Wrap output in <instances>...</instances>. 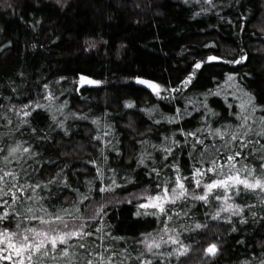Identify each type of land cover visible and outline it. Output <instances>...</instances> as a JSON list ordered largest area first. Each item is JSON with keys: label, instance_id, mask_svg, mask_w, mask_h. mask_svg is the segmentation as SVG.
<instances>
[{"label": "trees", "instance_id": "trees-1", "mask_svg": "<svg viewBox=\"0 0 264 264\" xmlns=\"http://www.w3.org/2000/svg\"><path fill=\"white\" fill-rule=\"evenodd\" d=\"M242 54L247 55L246 60L226 62ZM210 55L223 59L208 61ZM199 61L205 63L195 69ZM193 71L195 76L185 85L183 81ZM82 76L99 83H82ZM137 77L160 85V94ZM49 91L53 99H47ZM246 93L255 97L256 105L264 106V0H213L211 5L207 0H0V147L26 141L25 147L30 144L39 153L31 159L25 154V161L8 166L20 173L21 184L26 180L46 183L59 174L56 183L36 190L43 200H25L17 208L68 209L72 216L65 220L71 227L87 224L93 232L100 228L89 241H95L101 251L100 244L111 245L118 253L128 249L132 257L128 264H138L134 258L144 251L139 243L143 234L157 237L165 223L180 231L190 250L179 260L145 252L152 264H242L245 260L258 264V258H264V196L258 192L236 197L237 203L253 205L251 210L245 209V223L236 216L231 222L213 219L220 202L211 196L208 204L192 201L185 209L187 216L180 211L185 202L178 201L175 211L180 215L172 221L163 214H152L158 209L141 207L147 202L145 194L162 191L158 184L167 181L171 192L173 158L181 173L189 176L194 164L200 166L201 152L206 161L223 160L230 154L228 148H220L223 141L219 136L213 140L209 127L238 124L233 113L240 111L241 100L248 99ZM30 102L43 107L29 109L28 117H20L11 107L19 110ZM209 108L215 110V116ZM173 116L175 121L165 119ZM261 116L264 111L257 110V124ZM21 119L29 124L21 125ZM58 121H64L67 133ZM197 129H203L197 136L206 138L207 147L197 144L192 148L196 137L184 135ZM165 137L180 143L172 144ZM160 145L171 146L173 155L165 159ZM4 155L6 147L0 152V167ZM142 155L145 164L138 163ZM260 155L252 152L242 162L256 164L259 171ZM112 169L119 186L100 192L99 188L110 184ZM185 183L190 190L201 192L191 176ZM81 194L89 199L82 200ZM100 205H105L106 215L89 219ZM16 219L12 218V228ZM197 222L206 227L195 228ZM29 223L39 222L25 220L22 227ZM213 242L219 251L206 260L202 252ZM89 247L93 245L89 243ZM171 249V244H165L155 251ZM0 264L11 262L0 257Z\"/></svg>", "mask_w": 264, "mask_h": 264}, {"label": "snow or ice", "instance_id": "snow-or-ice-1", "mask_svg": "<svg viewBox=\"0 0 264 264\" xmlns=\"http://www.w3.org/2000/svg\"><path fill=\"white\" fill-rule=\"evenodd\" d=\"M59 3L60 0H57ZM208 4H212L213 0H207ZM92 47L95 46L93 43ZM223 58L217 55H210L207 57L208 61H220ZM247 59L246 54H242L239 59L226 61L227 63H240ZM205 61H199L194 64L195 69L201 68ZM195 76L193 71L188 78L183 81L185 85L191 82ZM229 80L233 79L232 74L228 77ZM140 83L147 85L153 91L160 94L161 86L150 80H142L137 77ZM81 82L87 83H99V81L89 80L87 76L81 77ZM45 89L48 85H44ZM169 92H174L175 89H168ZM212 94V93H209ZM235 95V93H231ZM248 99L246 101L241 100L239 104V112H234L233 116L237 117L240 121L235 126L229 125L227 128H215L209 131L213 136V140L217 136L223 141L220 148H228L230 154L223 160L220 158H213L210 161L204 159V152L200 153V160L198 161L199 167L193 165L192 171L189 176L192 178L195 188L201 189L200 193H196L194 190L186 185L185 181L189 180V176H185L181 173L180 165L173 158L172 167L175 169V176L172 178L173 187L169 193L168 182L165 181L163 185L158 184L157 188H162L161 192H157L154 196L145 194L147 196V202L142 204V208H148L149 206L158 209L157 212H153V215L163 214L167 221H172L174 216H179L180 212L175 211V206L178 201L185 202L180 208L184 215H188V205L192 201H202L205 204L210 203V196L213 201H219V205L215 207L212 214L213 219H224L229 222L232 221L233 216L239 217L238 222L245 223L247 217L244 215L245 209L251 210L253 205L247 203H237L236 197L241 196L242 193L258 192L264 196V116L259 118L257 124L255 113L257 110L264 111V106L256 105L254 103L255 97L251 93H246ZM51 91L48 92L47 99H53ZM240 100L239 97H237ZM130 106V105H129ZM13 111H18L20 117H28L31 115L29 109L34 110L35 108L43 107L39 102H30L25 104L19 110L16 109L15 105L11 106ZM231 107V105H230ZM149 112L152 109H148ZM208 111L215 116V110L209 108ZM179 114L180 110L176 109ZM53 119L56 117L53 115ZM165 119L175 121L176 117H165ZM207 120V117H205ZM251 121V122H250ZM158 122V121H157ZM12 121L8 120V124ZM20 124H29V120L21 119ZM256 124V128L253 125ZM58 126L64 128L67 133L64 121H58ZM31 131L35 133L36 128H32ZM181 131H183L181 129ZM203 129H197L195 132H185L186 137H196L191 147L195 148L197 144L205 145V139L197 136L198 132ZM103 135H109L104 133ZM252 137H258L259 139H252ZM96 139H103V136H97ZM165 140H170V137H165ZM247 141V143H245ZM2 143V141H0ZM26 141L17 142L11 146H5L7 148V155L2 158L3 167H0V257L8 260L11 264H128V261L132 257L128 254V249H123L122 252H117L112 249L111 245L105 246L104 244L99 245L98 250L95 247V241H89V237L97 235L100 232V228H97L95 232L90 230V226L87 224H81L78 227H71L65 220L66 216H72V213L68 209H58L53 212L48 208L40 205L38 208L35 206L25 205L24 211H20L17 208L18 204H23L25 200H34L37 203L44 199L43 196L37 194V189H46L50 184L56 183L59 179L57 177L49 179L46 183L40 182L33 184L31 180H26L25 183L21 184L20 173L14 169L8 167L13 161H25V154L28 159H31L37 155L32 146L29 144L25 147ZM105 143H110L106 141ZM172 144L178 145L180 142L171 139ZM187 143V140H185ZM251 145V150L248 153H243L245 148ZM260 145V147H257ZM5 147H0V152L5 151ZM157 147V146H153ZM166 153L165 159L168 156L173 155V148L171 146L160 145ZM207 147V145H205ZM235 149V151H231ZM220 149H217L219 151ZM252 152H260L259 156V171H257L256 164H249L242 162L247 159V156L252 155ZM150 155V154H149ZM191 155V153H189ZM237 157H241V160H237ZM106 159V158H105ZM89 163H95V161H89ZM140 164H145V158L141 157L139 160ZM239 165V166H237ZM21 171H24L23 165H20ZM7 169V170H6ZM97 171L101 169L97 167ZM112 177L110 178V184L108 186L99 188L100 192L114 190L113 186H119L115 178V169H112ZM153 172L159 174V170L153 168ZM63 172V169H61ZM25 175L30 174L25 172ZM102 179V177H100ZM64 181H67L65 176ZM91 183V182H89ZM31 189V193L28 190ZM78 191V190H77ZM8 197V199H4ZM82 200H87V195L81 194ZM155 201V203H153ZM169 205V207H166ZM105 205L99 206V211L89 219H96L100 213H104ZM190 210V209H189ZM79 211V209H77ZM222 213L224 215H222ZM106 215V213H104ZM137 216L141 215V212L136 213ZM255 216L256 213L252 212ZM15 217L16 222L14 228L12 225V218ZM22 217V219H20ZM38 221L37 224L29 223L27 226L22 227L24 221ZM181 227H184L181 225ZM206 227L201 223H195V228L200 229ZM185 231L190 230L184 227ZM233 231L236 229L233 228ZM111 236V234H108ZM144 239L139 243L144 245V251H141L139 255L135 256V261L138 264H152V259H149L146 253H151L153 257H175L177 260L181 256L187 255L190 250L189 246L183 243L181 239V233L178 229L170 227L167 223L163 225L162 233H157V237H154L152 233L143 234ZM167 236V239H165ZM98 239L103 240V236H98ZM113 239H124L123 237H115ZM89 243L93 247H89ZM165 244H171V251L158 252L155 250L160 249ZM78 250H83L78 251ZM219 251L217 243L213 242L208 245L205 250V255L211 254L216 255ZM123 255L124 259H114L115 257ZM242 264H250V261L245 260ZM258 264H264V258H258Z\"/></svg>", "mask_w": 264, "mask_h": 264}, {"label": "rangeland", "instance_id": "rangeland-1", "mask_svg": "<svg viewBox=\"0 0 264 264\" xmlns=\"http://www.w3.org/2000/svg\"><path fill=\"white\" fill-rule=\"evenodd\" d=\"M137 196L140 197V198H142L141 195H137ZM143 199H144V196H143ZM145 200H146V199H145ZM146 201H147V200H146ZM153 203H155V201H153ZM208 245H209V244L206 245V247H205V249H204V252H202V254H203L202 256H203V258L206 259V260H209V259L215 257V255L213 256V255H211V254L205 255V250H206V248L208 247Z\"/></svg>", "mask_w": 264, "mask_h": 264}]
</instances>
